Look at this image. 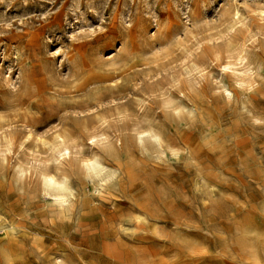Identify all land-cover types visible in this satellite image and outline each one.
I'll return each mask as SVG.
<instances>
[{"label": "rangeland", "instance_id": "rangeland-1", "mask_svg": "<svg viewBox=\"0 0 264 264\" xmlns=\"http://www.w3.org/2000/svg\"><path fill=\"white\" fill-rule=\"evenodd\" d=\"M235 5L248 29L230 34ZM253 9L264 0H0V229L9 235L0 230V245L9 264H264V22L248 17ZM242 47L259 68L245 89L219 67ZM179 101L193 116L169 105ZM149 129L163 153L139 147ZM55 132L72 147L75 199L64 216L50 213L33 171L22 180L15 167L53 174L52 152L34 139ZM93 133L115 146L104 157L121 170L114 189L83 174Z\"/></svg>", "mask_w": 264, "mask_h": 264}, {"label": "bare ground", "instance_id": "bare-ground-1", "mask_svg": "<svg viewBox=\"0 0 264 264\" xmlns=\"http://www.w3.org/2000/svg\"><path fill=\"white\" fill-rule=\"evenodd\" d=\"M251 13H252V15L248 16L249 18H251L252 20L264 22V9H253L252 11H250V14ZM229 19H230V22L228 24V27L226 25L227 30L225 27V30L228 33L232 34L235 31V27L237 25L240 28L245 27V29H248L247 24H245L246 18L243 17V14L241 13V11L237 5H235L233 7V10L230 13ZM236 32H237V30H236ZM232 36H234V35H232ZM230 44H228V45L230 46ZM227 48L230 49L231 47H227ZM229 52H232V49ZM219 67H222V75L223 76L227 75V76L231 77L233 82L235 83V85L237 84L242 89L249 88L252 86V83L254 82V78L257 75V72L259 70V68L255 69L252 67V64L248 59V56L246 54V50L244 47H242L240 52H238L235 56H233V57L229 56L227 61L223 64H220ZM196 69H197L196 66L193 63H190V66L186 69V74L188 76H190L191 72L195 71ZM114 80L110 81V82L114 83L115 82ZM111 83H109V84H111ZM217 85L219 86V88L222 89V91L224 93L223 96L226 99H231L233 97L232 90L223 80H219ZM178 90H180V89H178ZM179 93L180 92H178V94ZM169 95H171V94H169ZM182 95H183V93H182ZM169 105L171 107H173L174 110H177V114L185 111L189 116H193L194 111H195L193 109V107H189V106L185 105L184 103H182L181 101H179L177 103L171 102V103H169ZM23 137H24L23 140L25 142L28 140L30 141V139L34 138V137H32V135L30 133L26 134V136H23ZM88 137L90 140V144L89 143L88 144L90 145V148H91V149H89L90 150L89 155L87 154L88 158H84V157L82 159L79 158L81 161V168L83 170V174L85 175V177L94 181L96 183V185L100 186L104 190H109L111 188L114 189V187L118 184V178L120 177V171L121 170L119 168H114V167L109 166L105 162L104 157L105 156L113 157L114 152H115V146L109 141V139H108L109 136L107 137L106 134H103V133L94 134L93 133V135L88 136ZM13 140H15V139H13ZM34 140L38 143H41L44 147L47 146L50 149V151L52 152V154H53V167L52 168L54 170V173L53 174L49 173L47 171V168L43 165L38 164L39 166L36 167V165L34 164L35 166H32V167L28 166L27 167L26 165L22 164L21 162H17V166H15L16 167V173H17V175H19V177L22 178L23 176H25L26 173L30 175L31 170H32L40 182L41 194L48 198L47 201H48V205H49L48 208L50 210V213L62 215V216L67 215L68 212L73 208L74 199H75V195H74L75 189L71 183L70 176L68 175L69 173L66 172V164L68 165V163L71 159V155H72V147H71V143H70L71 141H70L69 135H67L66 133H56L55 132L51 142H45L44 140H41V138H37ZM12 141L7 140L6 144L11 145ZM118 142H119V145H121V142L119 140H118ZM137 142H138L139 147L141 149H145L146 143L151 142L157 148V150L159 152L163 153V151H164V149H163V146H164L163 138H162L160 133L156 132L153 129L138 132ZM78 145L81 146L82 144H78ZM14 146H16L15 143H14ZM44 147H42V148H44ZM75 148H76V145H75ZM93 148H94V150H92ZM170 150L172 153H175V150H173V149H170ZM84 153H85V150H84ZM5 156H2V159H4ZM36 162H38V161H36ZM77 164H79V163H77ZM32 165H33V163H32ZM76 165H74V167ZM82 170L80 169V171H81L80 176L81 175L83 176ZM29 175H28V177H29ZM32 176H33V174H32ZM22 180H23V178H22ZM3 220H5V219H3ZM144 221H146V220H144ZM9 225H10V223H9ZM133 228L135 229V227H133ZM0 230L3 231L1 234L2 239L9 238L8 237L9 235H7V233L5 232L6 231L5 228H1ZM12 232H14V230ZM7 241H8V239H7ZM8 253H9V248L6 245L1 244L0 245V264H9L10 263V261L8 260L9 259ZM12 253H11V255H12ZM61 261H62V258L60 256H56L53 259L54 264H60Z\"/></svg>", "mask_w": 264, "mask_h": 264}]
</instances>
